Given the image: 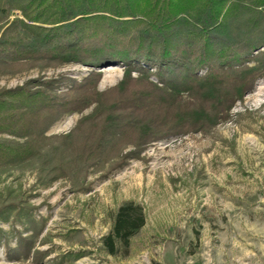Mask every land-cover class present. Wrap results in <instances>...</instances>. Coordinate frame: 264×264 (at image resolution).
I'll list each match as a JSON object with an SVG mask.
<instances>
[{"label": "trees", "instance_id": "trees-1", "mask_svg": "<svg viewBox=\"0 0 264 264\" xmlns=\"http://www.w3.org/2000/svg\"><path fill=\"white\" fill-rule=\"evenodd\" d=\"M263 6L264 0H0V76L90 69L80 80L38 77L0 88V185L28 172L42 188L66 179L86 192L89 175L105 178L155 142L206 135L230 121L235 103L264 82ZM13 11L20 15L10 19ZM106 66H122L123 76L98 91ZM91 107L69 133L47 135L65 116ZM33 211L23 193L0 191V223L12 226L0 228V244L11 261L45 255L35 247L42 228ZM145 220L142 206L122 204L102 240L107 253L126 256Z\"/></svg>", "mask_w": 264, "mask_h": 264}, {"label": "rangeland", "instance_id": "rangeland-1", "mask_svg": "<svg viewBox=\"0 0 264 264\" xmlns=\"http://www.w3.org/2000/svg\"><path fill=\"white\" fill-rule=\"evenodd\" d=\"M19 15L13 11L10 19ZM107 68L99 70L98 91L115 86L123 76L122 66L105 72ZM89 71L80 65L30 69L0 76V88L12 89L38 77L80 80ZM92 109L65 116L47 135L69 133ZM230 115V121L206 135L174 136L149 145L139 160L105 178L89 175L86 192L74 190L66 179L42 188L35 174H14L0 191L11 187L27 197L42 228L35 247L45 255L11 261L0 244V264H264L262 80L243 102L235 103ZM128 201L142 206L145 225L131 238L126 256H111L102 240L115 212ZM0 228L10 232L12 226L0 223ZM14 228L23 236L31 234L19 224ZM7 242L16 246L15 237L8 236Z\"/></svg>", "mask_w": 264, "mask_h": 264}, {"label": "bare ground", "instance_id": "bare-ground-1", "mask_svg": "<svg viewBox=\"0 0 264 264\" xmlns=\"http://www.w3.org/2000/svg\"><path fill=\"white\" fill-rule=\"evenodd\" d=\"M113 70H115V68H113V67H109V68H107V69L105 70V72H109V71H113Z\"/></svg>", "mask_w": 264, "mask_h": 264}, {"label": "water", "instance_id": "water-1", "mask_svg": "<svg viewBox=\"0 0 264 264\" xmlns=\"http://www.w3.org/2000/svg\"><path fill=\"white\" fill-rule=\"evenodd\" d=\"M106 67H108V66H106ZM110 67H115V66H110Z\"/></svg>", "mask_w": 264, "mask_h": 264}]
</instances>
